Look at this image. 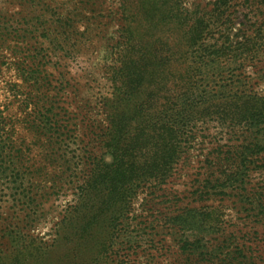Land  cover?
I'll return each mask as SVG.
<instances>
[{"label": "rangeland", "instance_id": "374dc122", "mask_svg": "<svg viewBox=\"0 0 264 264\" xmlns=\"http://www.w3.org/2000/svg\"><path fill=\"white\" fill-rule=\"evenodd\" d=\"M215 1L172 0L179 12L174 16L154 10L153 0H0V264H62L60 239L65 222L84 201L82 190H89L86 201L94 205L111 196L100 180L87 188L86 177L94 164L114 160L101 130L108 96L115 90L109 77L119 65L124 12L130 11V20L159 18L165 21L159 26L169 27L208 19ZM225 2L237 32L249 0ZM226 16L221 21L231 23ZM249 70L255 75V69ZM163 83L164 88L173 86L172 80ZM251 90L264 94V75ZM43 122L49 128H39ZM204 128L205 136L193 145L191 165L163 186H142L122 195L115 208L129 211L134 224L153 222L154 239L165 232L169 243L171 229L161 226L171 216L186 207L219 206L217 212L204 211L201 221L188 217V229L194 222L212 248L192 255L188 264H240L247 250L257 264H264V211L243 207L237 191L219 188L212 175L213 133L218 131ZM228 138L218 134L217 141L227 143ZM260 138L264 149V129ZM207 177L213 182L206 183ZM232 234L237 237L233 243ZM150 246L144 264H181L176 245L154 257ZM213 246L220 247L219 257Z\"/></svg>", "mask_w": 264, "mask_h": 264}, {"label": "trees", "instance_id": "16d2710c", "mask_svg": "<svg viewBox=\"0 0 264 264\" xmlns=\"http://www.w3.org/2000/svg\"><path fill=\"white\" fill-rule=\"evenodd\" d=\"M151 7L179 14L172 0H153ZM246 7L243 27L237 32H233L234 20L229 19L230 7L225 0L212 3L206 20L200 17L193 24L186 20L169 27L159 26V18L130 20V11L124 12L119 65L112 68L109 77L115 90L108 96L105 129L101 130L102 141L114 160L94 164L86 177L87 188L100 180L111 196L102 205H94L86 201L89 190H82L84 201L65 222L60 239L65 246L62 264H144L148 243L153 257L176 245L181 264H188L194 261L192 255L211 248L194 222H189L188 229V217L201 221L198 216H205L204 211L217 212L219 206L186 207L171 216L169 223L161 226L171 229L169 243L165 232L154 239L153 222L134 224L129 211L115 208L122 195L142 186H163L191 165L193 145L205 126L203 131H218L213 133L212 165L216 169L212 175L219 188L237 191V201L243 207L264 211L260 138L264 94L251 90L253 82L264 75H259L264 71V0H249ZM181 14L183 10L180 19ZM225 16L231 23L221 21ZM249 68L256 70L255 75ZM164 79L172 80L173 86L164 88ZM49 126L43 122L39 128ZM218 134L228 135L227 143L220 144ZM210 182L211 177H207L206 183ZM236 238L232 234L229 241ZM219 248L213 246L217 257ZM240 264H257L254 253L245 251Z\"/></svg>", "mask_w": 264, "mask_h": 264}]
</instances>
